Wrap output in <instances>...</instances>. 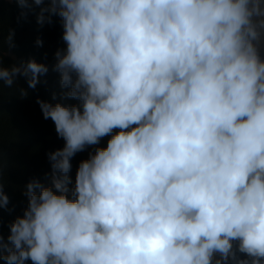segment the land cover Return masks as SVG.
<instances>
[{
    "label": "clouds",
    "instance_id": "obj_1",
    "mask_svg": "<svg viewBox=\"0 0 264 264\" xmlns=\"http://www.w3.org/2000/svg\"><path fill=\"white\" fill-rule=\"evenodd\" d=\"M15 2L41 26L60 19L53 70L79 103L37 98L64 146L50 184L25 185L0 261L264 264V0ZM48 71L0 55V91L23 77L25 98Z\"/></svg>",
    "mask_w": 264,
    "mask_h": 264
},
{
    "label": "trees",
    "instance_id": "obj_2",
    "mask_svg": "<svg viewBox=\"0 0 264 264\" xmlns=\"http://www.w3.org/2000/svg\"><path fill=\"white\" fill-rule=\"evenodd\" d=\"M38 11V9H37ZM21 9L15 0H0V55L5 65L27 62L35 59L48 66L49 71L40 77L36 89H28L29 95L22 97L19 89H27L23 77H19L12 88L3 87L0 91V170L5 186L4 191L10 198L9 208L13 211L0 210V234L6 239L9 224L16 216H22L27 207L28 198L23 194L25 185L33 178L39 179L46 186L50 184V163L48 153L64 146V141L57 137L51 119L42 116L39 97L42 100L65 105L79 103L73 99L61 97L59 73L53 70L56 63L55 53L66 47L62 40L63 28L58 17L53 23L37 24L34 13L26 18L20 16ZM14 32L15 47L9 49L8 38ZM43 41L42 46L36 44ZM55 94L56 99H53ZM108 137L99 146L106 147ZM89 148L77 153L72 159L71 176L75 177L81 160L87 159ZM0 264H4L0 261ZM31 264V262H29Z\"/></svg>",
    "mask_w": 264,
    "mask_h": 264
}]
</instances>
